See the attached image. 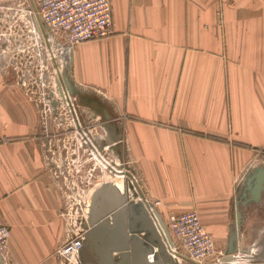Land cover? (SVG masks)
Instances as JSON below:
<instances>
[{
    "label": "crops",
    "instance_id": "crops-1",
    "mask_svg": "<svg viewBox=\"0 0 264 264\" xmlns=\"http://www.w3.org/2000/svg\"><path fill=\"white\" fill-rule=\"evenodd\" d=\"M110 3L112 33L64 52L71 97L111 117L164 222L194 209L218 247L236 236L264 263V0ZM24 106L0 103V217L11 263L48 264L68 227Z\"/></svg>",
    "mask_w": 264,
    "mask_h": 264
},
{
    "label": "rangeland",
    "instance_id": "rangeland-1",
    "mask_svg": "<svg viewBox=\"0 0 264 264\" xmlns=\"http://www.w3.org/2000/svg\"><path fill=\"white\" fill-rule=\"evenodd\" d=\"M40 20L34 11L33 0H0V103L18 102L33 107V110H29L35 119L31 135L41 140V160L54 178L61 204L58 216L67 225L69 237L82 223H86L93 195L101 185H115L127 200L137 199L139 194L125 173L129 168L122 157L119 130L111 125V117L105 115L97 103H93L97 108H83L81 97L77 94L71 97L65 83L58 79V72L64 81L68 77L63 60L65 50L78 43L70 45L60 34L47 29ZM39 24L46 32L45 36ZM57 66L60 70L56 69ZM23 111L28 112V109ZM106 177L110 182H105ZM138 202L143 207L140 195ZM190 211L197 215L202 229L207 233L204 234V241L212 243L205 252L209 253L214 248L202 261V264H211L206 262H212L215 257L221 258L226 248L216 245L198 213L194 209ZM186 212L189 211L181 213ZM174 241L177 250L187 258L178 253L172 256L184 261L182 264H194L179 241ZM62 244L54 249L48 264H79L80 252L63 256L58 252ZM233 253L240 255L243 252L236 250ZM7 256L9 264H13L10 262L9 248ZM246 260L249 264L253 263L252 259L238 258L233 261L248 264Z\"/></svg>",
    "mask_w": 264,
    "mask_h": 264
},
{
    "label": "water",
    "instance_id": "water-1",
    "mask_svg": "<svg viewBox=\"0 0 264 264\" xmlns=\"http://www.w3.org/2000/svg\"><path fill=\"white\" fill-rule=\"evenodd\" d=\"M39 27L43 29L41 24ZM56 69L58 70L57 67ZM57 74L59 81L65 83L69 92H75L71 83L67 79L64 81L59 72ZM125 173L136 187V193L143 196L137 183L132 181H135L133 174L129 170ZM254 178V189L257 192L263 189L264 178L258 174ZM157 217L165 228L163 220L159 215ZM83 227L86 230L84 250L89 254L85 256L81 249L79 264H177L141 203L127 200L122 191L113 184H103L95 191ZM167 241L171 243L169 237ZM236 250L235 236L229 239L225 255L220 258L219 264H233V260L238 258L253 259L250 255H235L233 252ZM148 255L152 256L150 261L147 259Z\"/></svg>",
    "mask_w": 264,
    "mask_h": 264
},
{
    "label": "built area",
    "instance_id": "built-area-1",
    "mask_svg": "<svg viewBox=\"0 0 264 264\" xmlns=\"http://www.w3.org/2000/svg\"><path fill=\"white\" fill-rule=\"evenodd\" d=\"M33 3L35 13L47 29L55 32L56 35L60 34L61 38L64 37L70 45L89 39L103 38L112 33L110 0H33ZM137 196L139 201V195ZM145 202L148 207L150 204L149 208L154 220L150 213L149 216L171 255L173 251L179 253L174 239L179 241L180 245L189 253L194 264H202L203 259L213 252L214 248L209 253L205 252L211 248L212 243L204 241L206 232L202 229L197 215L193 211L178 215L170 214L167 221H163L164 228L160 224L155 209L159 201L148 202L145 200ZM72 234L73 236L70 235L66 238L58 249V252L63 256L79 253L85 237L83 223ZM9 235V229L0 217V264H9L7 256ZM168 237L171 239V243H168ZM246 262L250 263L247 260ZM210 263L219 264L220 257H215Z\"/></svg>",
    "mask_w": 264,
    "mask_h": 264
},
{
    "label": "bare ground",
    "instance_id": "bare-ground-1",
    "mask_svg": "<svg viewBox=\"0 0 264 264\" xmlns=\"http://www.w3.org/2000/svg\"><path fill=\"white\" fill-rule=\"evenodd\" d=\"M40 30H41V33L42 34H44V31H43V29L42 28H40ZM47 38V37H46ZM53 56V55H52ZM58 67V66H57ZM58 69H59V67H58ZM60 70V69H59ZM65 91V90H64ZM66 93V92H65ZM66 101V100H65ZM106 181L105 182H110V179L108 178V177H106V179H105ZM136 183V182H135ZM142 195H143V193H142ZM142 200H143V207H144V209H145V211H146V213H147V215H148V217H149V220L151 221V223H152V225L154 226V224H153V222H152V220H151V218H150V216H149V213H150V215H151V212H150V204H149V207L147 206V204H146V202H145V200H147L146 199V197H144V195L142 196ZM148 210H149V212H148ZM152 216V215H151ZM152 218H153V220H154V217L152 216ZM83 224H85V223H83ZM154 228L156 229V227L154 226ZM157 230V229H156ZM173 254L174 253H176L175 251H173L172 252ZM179 254V253H178ZM175 255V254H174ZM177 256V255H176ZM185 257V258H187L185 255H183L182 254V257ZM232 263H234V262H232ZM245 262H243V263H241V264H244ZM234 264H236V263H234ZM238 264V263H237Z\"/></svg>",
    "mask_w": 264,
    "mask_h": 264
}]
</instances>
